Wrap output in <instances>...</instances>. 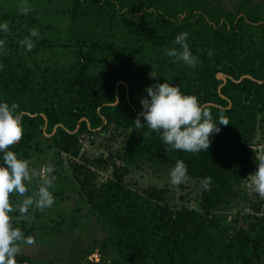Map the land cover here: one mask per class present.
<instances>
[{"label":"trees","instance_id":"16d2710c","mask_svg":"<svg viewBox=\"0 0 264 264\" xmlns=\"http://www.w3.org/2000/svg\"><path fill=\"white\" fill-rule=\"evenodd\" d=\"M69 1L71 40L60 47L58 30L0 10V24H9L8 32L0 30V103L18 104L24 132L8 150L27 161L53 151L55 167L68 157L66 169L100 230V239L65 264H80L94 250V264H264L261 202L250 205L246 224L240 211L227 217L236 187L255 172L264 130V8L242 1L225 9L219 0ZM32 28L37 37H30ZM184 32L195 68L165 52L180 49L173 41ZM26 37L35 44L31 51L20 44ZM58 49L68 51L65 59ZM164 82L196 96L218 124L207 151H169L160 133L136 128L146 87ZM222 118L228 126L219 125ZM84 145L95 147L94 157ZM177 160L187 166V182L199 186L192 208L171 209L161 190L137 192L124 181L141 165L172 169ZM205 177L210 190L202 187ZM9 215L21 229L24 220ZM16 261L39 264L22 253Z\"/></svg>","mask_w":264,"mask_h":264},{"label":"clouds","instance_id":"9594fccd","mask_svg":"<svg viewBox=\"0 0 264 264\" xmlns=\"http://www.w3.org/2000/svg\"><path fill=\"white\" fill-rule=\"evenodd\" d=\"M20 8L23 14L31 10L26 3ZM0 30L5 33L9 31L7 21L0 24ZM38 35V29H30V37ZM30 37L20 41L27 51L35 47ZM187 38V32L177 35L173 44L179 45L180 49L172 47L165 52L168 57L174 58L173 63L182 61L185 65L195 68L199 61L190 51ZM4 44L5 41L0 40V47ZM212 54V51L208 50V55ZM150 78H156L155 73L151 72ZM145 91L147 98L140 101L143 110L134 121L136 128H142L146 124L151 131L160 133L164 144L170 146L167 149L169 151L196 154L209 149L210 135L218 134L220 128L213 122L210 112L205 110L196 96L185 95L178 86H171L167 82L148 86ZM18 107L16 103L11 105L0 103V153L3 154L0 159L3 162V166H0V264H17L16 256L21 251L20 243L22 241L34 243V239L25 237L19 227H13V217L9 214L18 211L20 216L17 219L30 220L31 217L28 215L30 208L34 206L43 211L55 203L54 196L49 191L53 187L55 177L46 178L31 195H26L29 192L27 185L32 183L37 172L30 167L29 161L19 159L16 153L8 150L24 135L21 116L17 112ZM141 116L144 123H141L139 118ZM219 125L229 124L226 118H222ZM147 135L148 133H145V136ZM256 159L258 163L255 172L244 180L252 191L264 198V152H258ZM169 177L174 187L190 179L187 166L182 160H177L175 167L170 170ZM201 184L204 190H210L211 177H205ZM13 193L23 197L18 207H13L10 203V195Z\"/></svg>","mask_w":264,"mask_h":264},{"label":"rangeland","instance_id":"374dc122","mask_svg":"<svg viewBox=\"0 0 264 264\" xmlns=\"http://www.w3.org/2000/svg\"><path fill=\"white\" fill-rule=\"evenodd\" d=\"M242 1L248 2L250 7L264 8V0H219L225 9H232L234 4H241ZM27 4L31 9L27 14L21 12L20 6ZM70 4L69 0H0V10L5 13H18L32 17L43 25L59 31L61 41L57 42V47L69 44L70 37L66 30V17H64V9ZM62 55L58 49L56 54L61 56V60L65 59L68 51H64ZM264 129V127H263ZM261 142L257 146L258 152H264V130L261 133ZM99 142L97 139L96 144ZM82 143V142H81ZM115 149L120 147L119 144L114 146ZM88 148L84 145L89 158L94 157L96 150ZM32 154V153H31ZM53 151L44 152L41 155L31 157L29 165L35 170L40 167L44 168L43 177L38 180L33 179L26 195H31L38 186L42 185L46 178L55 177L53 187L49 189L55 199V203L50 208L43 211L36 209L34 206L29 209V217L24 220L21 228L25 237H32L34 243L22 241L20 243L21 251L30 261L34 263H52L65 264L68 262H76L85 247L97 239H100V230L93 221L88 217V209L83 199L78 193L77 187L70 177L66 169L69 162L68 157H64L59 164L52 166ZM116 160V159H115ZM54 167V168H53ZM46 168V170H45ZM140 170H132L125 176L124 181L127 185L137 191L142 192L146 189L161 190L162 198L166 205L171 209L179 208L181 205L192 208L199 194V186L194 182H186L174 187L170 183L169 173L171 169L164 168L157 164H144L140 166ZM48 169H51L49 172ZM45 174V175H44ZM235 197L230 202V212L227 217H232L236 211H240L238 218L242 219V223H247L246 216L250 215L252 210L250 205L261 202L262 216H264V198L251 190L244 181L240 186L236 187ZM23 197L14 194L13 207H18ZM14 219L20 214L18 211L12 212ZM258 215L257 217H262ZM227 221H229L227 219ZM98 260V254L94 250L80 264H94ZM260 264V263H257Z\"/></svg>","mask_w":264,"mask_h":264},{"label":"water","instance_id":"95a60500","mask_svg":"<svg viewBox=\"0 0 264 264\" xmlns=\"http://www.w3.org/2000/svg\"><path fill=\"white\" fill-rule=\"evenodd\" d=\"M263 67H264V65H263ZM216 79H217V80H220V81L222 82V84H224L225 78H224L223 76L216 75ZM242 79H249V77H241L238 81H240V80H242ZM118 84H119V83H116L115 86H117ZM44 124H45V121H44ZM44 128H45V127H43V129H44ZM54 129H55V128L52 129V133H53ZM76 129H77V128H76ZM76 129H75V131H76ZM75 131H74V132H75ZM52 133H51V134H52ZM51 134H50L49 136H51Z\"/></svg>","mask_w":264,"mask_h":264},{"label":"built area","instance_id":"2783aa9c","mask_svg":"<svg viewBox=\"0 0 264 264\" xmlns=\"http://www.w3.org/2000/svg\"><path fill=\"white\" fill-rule=\"evenodd\" d=\"M43 173H44V169L41 168L40 171H39V175H40V177H43ZM97 261H98V260H97ZM97 261H96L95 263H97Z\"/></svg>","mask_w":264,"mask_h":264},{"label":"crops","instance_id":"0c3cea01","mask_svg":"<svg viewBox=\"0 0 264 264\" xmlns=\"http://www.w3.org/2000/svg\"><path fill=\"white\" fill-rule=\"evenodd\" d=\"M42 166H45V165H43V164H41V165H39L38 167H37V169H36V172H37V176H36V178L38 177V170L40 169V167H42ZM34 169V168H33ZM38 179V178H37ZM41 179V178H40Z\"/></svg>","mask_w":264,"mask_h":264}]
</instances>
